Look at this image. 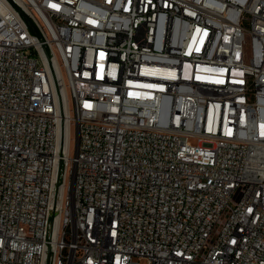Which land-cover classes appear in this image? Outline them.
Returning a JSON list of instances; mask_svg holds the SVG:
<instances>
[{
    "label": "built area",
    "instance_id": "1",
    "mask_svg": "<svg viewBox=\"0 0 264 264\" xmlns=\"http://www.w3.org/2000/svg\"><path fill=\"white\" fill-rule=\"evenodd\" d=\"M142 261L264 264V0H0V264Z\"/></svg>",
    "mask_w": 264,
    "mask_h": 264
},
{
    "label": "rangeland",
    "instance_id": "2",
    "mask_svg": "<svg viewBox=\"0 0 264 264\" xmlns=\"http://www.w3.org/2000/svg\"><path fill=\"white\" fill-rule=\"evenodd\" d=\"M191 141H192L193 143L196 142L195 139H191ZM75 145H76V137H75V135H74V139H73V141H72V154H73V155L75 154ZM142 264H146V261H142Z\"/></svg>",
    "mask_w": 264,
    "mask_h": 264
}]
</instances>
